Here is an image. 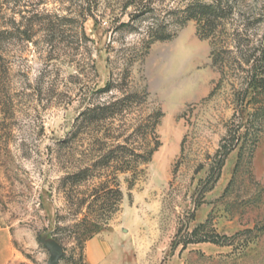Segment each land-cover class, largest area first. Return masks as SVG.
<instances>
[{
    "label": "rangeland",
    "instance_id": "1",
    "mask_svg": "<svg viewBox=\"0 0 264 264\" xmlns=\"http://www.w3.org/2000/svg\"><path fill=\"white\" fill-rule=\"evenodd\" d=\"M187 2L25 0L16 8L20 31L33 26L31 41L17 33L0 47V228L14 236L17 264H48L54 244L59 264H86L71 237L86 211L76 215L62 179L91 157L94 141L74 139L75 125L86 108L128 93L144 99L117 118L114 136L164 115L160 148L132 191L120 175L121 210L102 232L123 245L124 264H264V123L210 178L229 130L247 123L232 70L218 87L213 44L231 47L233 68L255 54L264 0H224L233 15L214 40L202 39L196 22L182 24L177 11ZM156 31L171 38L153 41Z\"/></svg>",
    "mask_w": 264,
    "mask_h": 264
},
{
    "label": "trees",
    "instance_id": "2",
    "mask_svg": "<svg viewBox=\"0 0 264 264\" xmlns=\"http://www.w3.org/2000/svg\"><path fill=\"white\" fill-rule=\"evenodd\" d=\"M23 1L25 0H0V47L2 43L15 38L17 33H23L28 37L25 38L26 41H31L33 26L26 24V27L20 31L23 21H17L16 8ZM177 12L183 25L194 21L197 24L198 35L202 39L214 40L219 36L224 20L233 15V6L225 5L224 0H189ZM151 36L153 41H166L171 38L170 35L157 31ZM230 48L215 42L213 44L211 53L213 64L220 68L221 74L218 87L223 85L232 70L236 75L233 87L237 88L238 112L242 120L246 116L247 123L246 125L240 123V126L229 130L216 156V166L210 178L217 169L221 170L231 150L247 140L251 126L264 123V40L255 54L247 59L238 60L239 66L234 68L225 62L226 56L232 54ZM1 60L3 61L4 57L0 51V65ZM1 72L0 68V76ZM141 99L144 98L137 93H128L114 102L92 105L77 118L78 124L75 125L76 132L73 137L75 139L85 135L90 143L94 141L90 149L92 154L89 159L74 166L72 172H68L62 181L66 190L71 191L70 198L77 211L76 215L86 211L84 218L73 226L74 231L71 236L83 257L87 242L104 232L121 210L124 192L120 175L129 176L126 183L128 190L132 191L145 173L142 167L152 161L161 146L157 134L164 115L161 111L147 114L138 121V124H132L127 129V133L114 136L117 118L126 117L129 109L140 103ZM249 108H253L251 113H248ZM89 183L88 189L91 188L89 195L86 193H83L82 197L75 195L78 192L76 189ZM206 226V224L199 225L194 231V236ZM209 240L213 241L212 236L199 241Z\"/></svg>",
    "mask_w": 264,
    "mask_h": 264
},
{
    "label": "crops",
    "instance_id": "3",
    "mask_svg": "<svg viewBox=\"0 0 264 264\" xmlns=\"http://www.w3.org/2000/svg\"><path fill=\"white\" fill-rule=\"evenodd\" d=\"M19 253L8 228H0V264H17ZM86 264H124L123 245L112 234L101 233L85 246Z\"/></svg>",
    "mask_w": 264,
    "mask_h": 264
},
{
    "label": "water",
    "instance_id": "4",
    "mask_svg": "<svg viewBox=\"0 0 264 264\" xmlns=\"http://www.w3.org/2000/svg\"><path fill=\"white\" fill-rule=\"evenodd\" d=\"M63 249L60 245L54 244L51 246V257L48 264H59L62 257Z\"/></svg>",
    "mask_w": 264,
    "mask_h": 264
}]
</instances>
